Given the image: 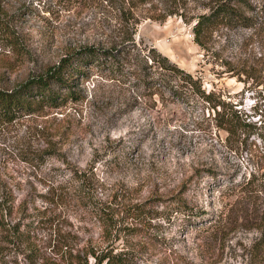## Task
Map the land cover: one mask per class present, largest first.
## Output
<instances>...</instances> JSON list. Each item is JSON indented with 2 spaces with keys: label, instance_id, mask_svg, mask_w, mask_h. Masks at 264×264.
I'll use <instances>...</instances> for the list:
<instances>
[{
  "label": "rangeland",
  "instance_id": "1",
  "mask_svg": "<svg viewBox=\"0 0 264 264\" xmlns=\"http://www.w3.org/2000/svg\"><path fill=\"white\" fill-rule=\"evenodd\" d=\"M174 1L0 0V88L83 44L124 65L87 66L80 99L0 123V264H93L90 249L123 264H264V1L240 6L252 26L216 25L205 48L192 27L219 0ZM151 48L233 105L237 140L200 101L153 93Z\"/></svg>",
  "mask_w": 264,
  "mask_h": 264
},
{
  "label": "trees",
  "instance_id": "2",
  "mask_svg": "<svg viewBox=\"0 0 264 264\" xmlns=\"http://www.w3.org/2000/svg\"><path fill=\"white\" fill-rule=\"evenodd\" d=\"M242 5L247 6L249 11L253 10L249 0H219L215 2L209 13L202 14L196 19L192 27L195 42L201 48H205V39L216 25L230 28L252 26V17L243 13L240 7ZM174 11V8L167 9L162 18ZM2 26L0 21V27ZM6 38L11 42L14 40V36L10 33ZM150 51L148 56L151 66L156 68V72L144 81L148 87L153 89V93L162 96L165 90L174 100L185 103H189L191 100L200 101L212 111L215 126L226 132V140H237L241 135L242 124L240 115L233 105L221 100L214 90H206L202 86L200 78L170 62L166 56L156 53L154 48H151ZM118 55H120L119 51L113 47H103L94 43L79 45L67 50L58 63L47 65L42 72L27 77L14 88H0V123L13 121L22 115L40 112L45 107H59L68 100L80 99L79 93L73 89L75 76L79 73H86L84 69L90 65L106 68L112 72L120 71L124 65ZM236 67L239 66L234 65L233 69ZM258 174L257 178L261 180L264 187V172ZM131 213L137 216L142 213V209L135 205ZM101 221L104 227L112 228L113 220L110 214L104 213ZM87 256L94 258L93 264H123L125 260L124 254H112L105 250L96 252L90 249ZM66 261L70 262L68 259ZM86 263L87 260L78 262V264Z\"/></svg>",
  "mask_w": 264,
  "mask_h": 264
}]
</instances>
